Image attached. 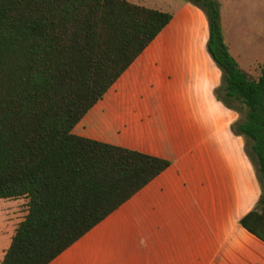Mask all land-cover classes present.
<instances>
[{
	"label": "trees",
	"instance_id": "trees-1",
	"mask_svg": "<svg viewBox=\"0 0 264 264\" xmlns=\"http://www.w3.org/2000/svg\"><path fill=\"white\" fill-rule=\"evenodd\" d=\"M188 1L259 185L238 221L264 241V59L256 76L239 67L217 0ZM170 16L130 0H0V197L25 198L0 264H45L168 165L71 127Z\"/></svg>",
	"mask_w": 264,
	"mask_h": 264
},
{
	"label": "crops",
	"instance_id": "crops-1",
	"mask_svg": "<svg viewBox=\"0 0 264 264\" xmlns=\"http://www.w3.org/2000/svg\"><path fill=\"white\" fill-rule=\"evenodd\" d=\"M170 13L71 127L169 163L45 264H264V241L238 221L259 185L243 136L230 129L238 113L213 93L220 70L206 50L205 15L188 0ZM219 21L222 30L220 11ZM222 37L252 74L264 51L242 55ZM0 198L1 259L16 223L15 198Z\"/></svg>",
	"mask_w": 264,
	"mask_h": 264
},
{
	"label": "rangeland",
	"instance_id": "rangeland-1",
	"mask_svg": "<svg viewBox=\"0 0 264 264\" xmlns=\"http://www.w3.org/2000/svg\"><path fill=\"white\" fill-rule=\"evenodd\" d=\"M159 7L170 12L181 0H130ZM221 13L222 30L228 35L241 54L255 55L258 60L264 51V0H217ZM259 63L254 66L253 76L258 73ZM239 116V113H238ZM5 199L0 198V205ZM14 223L24 214L25 198L12 199Z\"/></svg>",
	"mask_w": 264,
	"mask_h": 264
}]
</instances>
